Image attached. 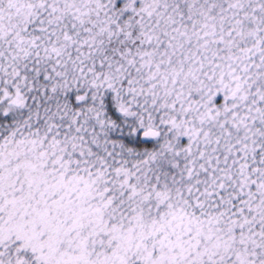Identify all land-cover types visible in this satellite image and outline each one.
<instances>
[{
  "label": "snow or ice",
  "instance_id": "1",
  "mask_svg": "<svg viewBox=\"0 0 264 264\" xmlns=\"http://www.w3.org/2000/svg\"><path fill=\"white\" fill-rule=\"evenodd\" d=\"M0 264H264V0H0Z\"/></svg>",
  "mask_w": 264,
  "mask_h": 264
}]
</instances>
